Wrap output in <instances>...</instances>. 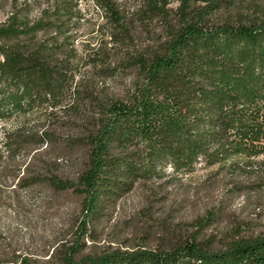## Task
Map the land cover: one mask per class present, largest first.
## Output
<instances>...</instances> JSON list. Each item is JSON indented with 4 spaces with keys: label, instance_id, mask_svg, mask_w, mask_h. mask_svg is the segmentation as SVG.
I'll list each match as a JSON object with an SVG mask.
<instances>
[{
    "label": "trees",
    "instance_id": "1",
    "mask_svg": "<svg viewBox=\"0 0 264 264\" xmlns=\"http://www.w3.org/2000/svg\"><path fill=\"white\" fill-rule=\"evenodd\" d=\"M92 1L101 18L89 0H12L0 23V197L12 179L82 196L62 264H264V232L239 229L220 241L87 243L141 182L263 167L264 0ZM85 25L100 37L79 46ZM71 126L61 149L81 157L74 178L18 157Z\"/></svg>",
    "mask_w": 264,
    "mask_h": 264
},
{
    "label": "rangeland",
    "instance_id": "2",
    "mask_svg": "<svg viewBox=\"0 0 264 264\" xmlns=\"http://www.w3.org/2000/svg\"><path fill=\"white\" fill-rule=\"evenodd\" d=\"M13 6L12 0H0V23ZM89 8L94 18H101V11L92 0ZM92 36L100 37L83 26L78 35L79 46ZM107 82L121 85V80ZM105 83L98 80L100 86ZM16 125L12 121L6 126ZM73 130L71 126L60 133L59 143L44 145L32 153L24 150L18 157L30 163L33 172L52 170L61 177L74 178L81 157L76 160L61 149V142ZM2 136L3 129L0 145ZM13 170L12 176L18 172L15 167ZM16 183L13 179L4 183L1 191L0 264H62L56 251L74 241L82 216V196L41 182L32 188ZM236 229L247 235L264 232V165L255 170L200 167L183 180L141 182L94 223V240L89 238L87 243L106 246L147 239L150 244H157L162 238L190 235L220 241Z\"/></svg>",
    "mask_w": 264,
    "mask_h": 264
}]
</instances>
